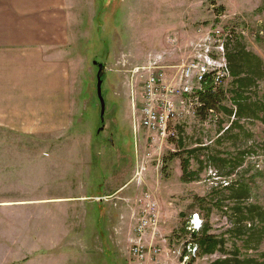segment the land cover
Returning a JSON list of instances; mask_svg holds the SVG:
<instances>
[{
	"label": "rangeland",
	"instance_id": "rangeland-1",
	"mask_svg": "<svg viewBox=\"0 0 264 264\" xmlns=\"http://www.w3.org/2000/svg\"><path fill=\"white\" fill-rule=\"evenodd\" d=\"M47 11L61 23L69 121L58 130L0 126V264H137L130 238L145 193L159 222L142 241L161 252L142 264H264V114L235 115L234 78L216 87L219 108L206 118L187 94L174 99L182 114L167 127L176 137L139 125L145 78L160 72L177 86L215 28L232 32L264 71V0H61L44 3ZM93 62L105 66L103 123ZM240 88L246 103L264 104V76ZM186 158L195 173L187 182ZM240 188L248 194L236 200ZM195 213L201 226L192 230ZM205 228L222 241L211 254L195 243Z\"/></svg>",
	"mask_w": 264,
	"mask_h": 264
},
{
	"label": "crops",
	"instance_id": "crops-1",
	"mask_svg": "<svg viewBox=\"0 0 264 264\" xmlns=\"http://www.w3.org/2000/svg\"><path fill=\"white\" fill-rule=\"evenodd\" d=\"M60 1L0 0L1 127L58 130L68 124L69 78L56 56L61 23L51 25L44 13V3Z\"/></svg>",
	"mask_w": 264,
	"mask_h": 264
},
{
	"label": "built area",
	"instance_id": "built-area-1",
	"mask_svg": "<svg viewBox=\"0 0 264 264\" xmlns=\"http://www.w3.org/2000/svg\"><path fill=\"white\" fill-rule=\"evenodd\" d=\"M232 38L231 32L215 28L210 31L202 45H197L191 61L183 70L184 79L177 86L163 84L162 73H152L143 81L141 87V107L139 110V125L147 131L160 135L163 139L169 136L176 137L177 132H168V124L181 116L175 108V98L187 94V106L194 108L200 106L198 94L204 90V80L207 74L211 75L212 86L219 87L229 77V70L226 60V45ZM231 42V41H230ZM155 69L157 66H151ZM147 68V67H146ZM135 113V105L133 104ZM144 200L140 199L142 209L139 218L134 226V238H130L129 250L130 261L142 264L147 256L160 255L161 249L156 245H145L144 236L149 231H156L159 218L157 216L156 202L147 193ZM189 229L197 230L201 226L199 215L193 214L190 220ZM196 250V248H195ZM190 254L185 255V259ZM158 264V261H156Z\"/></svg>",
	"mask_w": 264,
	"mask_h": 264
},
{
	"label": "trees",
	"instance_id": "trees-1",
	"mask_svg": "<svg viewBox=\"0 0 264 264\" xmlns=\"http://www.w3.org/2000/svg\"><path fill=\"white\" fill-rule=\"evenodd\" d=\"M230 41L229 43H231V46L237 43V39L233 33ZM228 48H230V46L226 45V60L229 76L234 78L235 85L237 86V90L233 95V102L236 105L235 115L240 116L249 115L250 113L255 114L254 109H257V112L260 111L264 114V104L259 103L253 105V103L250 102L246 103L248 97H244V90L240 88H250L256 83L257 80H261L263 78L264 71L262 69L261 60L245 52L244 48L239 43H237L231 49ZM204 82V90L198 94L201 106L196 108L197 114L206 118V115H208L209 112H214L219 108L220 98L219 92L217 93V89L211 84L212 78L210 74L206 75ZM229 112L231 113V111ZM188 164L189 159H183L182 180L185 182L195 178V173L188 171ZM237 190V192L233 193V196L236 200H240L248 194L247 189L240 188ZM250 208L251 209L249 210H252L256 207L252 206ZM192 236L196 237L197 233L195 231L192 232ZM221 242L222 241L217 239V237L213 236L212 234H208L207 228H205L201 236L195 240V243L199 246V250L204 254H211L216 250H219ZM231 262H233V264H261L256 263V261L253 259H238L237 257H233L232 259H219L213 264H230Z\"/></svg>",
	"mask_w": 264,
	"mask_h": 264
},
{
	"label": "water",
	"instance_id": "water-1",
	"mask_svg": "<svg viewBox=\"0 0 264 264\" xmlns=\"http://www.w3.org/2000/svg\"><path fill=\"white\" fill-rule=\"evenodd\" d=\"M94 65H97L98 67V70H97V73H96V94H97V97H98V100H99V104H100V121L101 123L104 122V111H105V101H104V97H103V94H102V84H103V80H102V72H103V69L105 68V66L102 64V63H97V62H93ZM102 130V128H100L98 130V132Z\"/></svg>",
	"mask_w": 264,
	"mask_h": 264
}]
</instances>
